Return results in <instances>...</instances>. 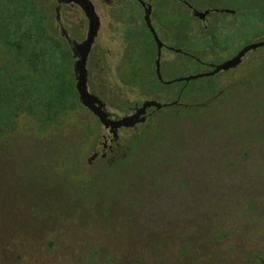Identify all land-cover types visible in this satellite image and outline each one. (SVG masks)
I'll list each match as a JSON object with an SVG mask.
<instances>
[{"label":"rangeland","instance_id":"obj_1","mask_svg":"<svg viewBox=\"0 0 264 264\" xmlns=\"http://www.w3.org/2000/svg\"><path fill=\"white\" fill-rule=\"evenodd\" d=\"M90 1L101 20L87 61L90 92L114 120L145 101L167 106L154 111L147 123L121 128L117 139L100 125L85 145L83 175L77 169L57 170L38 187L34 165H27L30 177L24 182L22 162L0 156V264H263L264 77L257 68L264 47L214 78L167 87L157 83L158 91L129 87L123 80L131 44L123 24L143 31V8L135 0ZM165 1L150 0L158 4L152 24L161 40L172 34H163V27L175 19L165 11ZM206 1L188 4L200 12L232 10L230 0ZM40 4L54 15L59 6L56 27L72 45L86 39L88 20L80 7L58 0ZM118 9L124 23L116 17ZM183 17H189L186 10ZM251 23L226 12L211 14L204 23L190 20V34L217 28L216 43L201 53L203 64L163 51V80L205 73L241 46L264 42V35L250 33ZM177 35L170 45L188 49L185 31ZM147 41L149 48L143 45ZM151 47L144 36L130 56L145 74L155 67L157 53ZM213 83L211 95L205 90ZM252 93L260 108L251 116ZM177 100L184 117L172 116L169 106ZM245 148L251 149L249 158Z\"/></svg>","mask_w":264,"mask_h":264},{"label":"trees","instance_id":"obj_2","mask_svg":"<svg viewBox=\"0 0 264 264\" xmlns=\"http://www.w3.org/2000/svg\"><path fill=\"white\" fill-rule=\"evenodd\" d=\"M219 1L222 3L223 0ZM60 2L58 0L61 5ZM230 2L234 14H240L252 22L248 26L250 33L263 36L264 0ZM58 7L54 15L55 11L44 7L40 0H0V149L6 152H1L0 156L22 162L19 175L23 176L21 180L24 182L30 177L28 164L34 165L36 173H33V182L38 187L44 184V178L54 176L57 170L63 174V171L73 173L77 169L80 174H85L82 162L85 145L101 125L98 118L80 103L75 87L74 45L56 27ZM116 13V17L124 23L122 9ZM123 25L130 42V26L126 23ZM143 45L149 48L150 43L147 41ZM126 57L125 85H143L156 91L161 90L157 83L169 86L156 77L155 67L147 72L145 78L140 77L135 66L130 67V48ZM258 64L257 74L264 77V55ZM215 88L213 83L205 91L212 95ZM255 97V93H252L249 99L252 102L249 105L252 109L248 110L251 116L260 108L259 103L255 104ZM177 106H169L172 116L184 117ZM210 107L200 110L205 111ZM154 111L157 109L148 110L149 120ZM164 145L159 144L161 148ZM250 152V148H245L243 155L249 158ZM73 175L75 178L78 176ZM75 178L72 180L76 181ZM36 192H41V189L37 188Z\"/></svg>","mask_w":264,"mask_h":264},{"label":"water","instance_id":"obj_3","mask_svg":"<svg viewBox=\"0 0 264 264\" xmlns=\"http://www.w3.org/2000/svg\"><path fill=\"white\" fill-rule=\"evenodd\" d=\"M66 4L76 5L80 7V9L85 14V17L88 20V31L86 39L82 43H76L74 45L75 55L77 56V60L74 65V69L76 72V90L79 95L80 103L83 107L88 109L96 118H98L100 124L113 135L114 139L118 137V131L121 128H133L138 124L144 123L146 121L147 111L151 108H155L157 110L166 107L167 105H162L154 101H145L141 106H138L133 114L124 116L120 119H112L106 112L105 105L102 100H100L97 96L92 94L89 90L88 86V71H87V61L89 54L92 50L93 44L95 42L96 37L98 36V32L101 26V20L98 16L93 3L90 0H63ZM141 2V5L144 8V20L147 24L148 28L153 33L156 44L158 46V56L156 60V74L160 81L163 82V78L160 72V60H161V48L162 43L160 42L152 24H151V13L152 7L146 6V4L142 0H138ZM226 13H234L233 11L226 9L224 10ZM207 13L199 14L201 18H204ZM264 47V42H258L255 44H250L248 46H244L239 53L233 57L232 59L218 65L214 71L204 74L193 75L187 78L179 79L176 82H190L204 77H213L216 74L227 71L230 69H234L238 67L243 58L251 51L257 50L259 48ZM172 82H168L167 84H171ZM175 104V103H173ZM171 104V105H173ZM94 158V156H93ZM92 158V159H93Z\"/></svg>","mask_w":264,"mask_h":264},{"label":"flooded vegetation","instance_id":"obj_4","mask_svg":"<svg viewBox=\"0 0 264 264\" xmlns=\"http://www.w3.org/2000/svg\"><path fill=\"white\" fill-rule=\"evenodd\" d=\"M60 1H61L60 2L61 5L62 4L63 5L66 4L63 0H60ZM135 1L139 5H141L140 1H138V0H135ZM142 1L146 4V6H151L152 7V13H151V17H150L151 24H152L153 23L152 18H153L154 8L158 4L156 3L154 5L155 2L152 4V3H150V0H147L146 2L144 0H142ZM163 3L166 4V6H168V9H165L167 14H172V13L175 14V19L169 21V26L167 24H165V26L163 27V34L166 33V32H169V33L172 32V34H170V36H167V35L165 36V34H164V39L165 40H161L160 39L159 35L157 34V32H156V30H155V28H154V26L152 24V26H153V28H154V30H155L160 42L162 43L161 61L164 60L162 54H163V51L166 50L167 52L172 53V55L173 54H177V55L180 54L181 56L185 57L186 59H188L191 62H195V63H198V64H203L205 58H203L201 56V53L203 54L204 52H209L210 49L213 48V44H214L215 38H216L217 28H214L213 26H211V27L206 26V27H204L203 30H200V31H198V32H196L194 34L193 33L190 34L191 28L189 26V21L190 20H196L199 23H204L211 14H215V13L221 14V13H224L225 11L223 9H213V10H205L204 12H200L193 5L192 6L189 5L188 4L189 2H187L186 0H167V1L163 2ZM172 3H174L175 7L173 6ZM183 6H185V9L182 8ZM142 8H143V6H142ZM184 10H186L188 12V16H189L188 18H184L183 17ZM143 12H144V8H143ZM202 13H207L204 18H201V16L199 15V14H202ZM231 14L234 15V13H231ZM144 16H143V20H144ZM219 19H221V18H219ZM144 23H145V20H144ZM142 26H143V31L141 30L140 26L136 27V26H131L130 25V44H131V46H130V50H131L130 51V56L132 55L134 44L135 43H140V41H142V39H144V36H145V38L147 37V39H149V41L152 42V47L151 48L155 49V52L157 53L156 57L154 59V61H155V70L154 71H155V75L157 77V74H156V60H157V56H158V46L156 44L155 38L153 36V33L148 28L147 24L145 23V25H142ZM179 30H184L185 33H186V42L189 44V46H186V48H188L186 50L175 49V48H173L170 45L171 40L177 38V36H178L177 32ZM174 31H175V35L173 34ZM63 33L65 34L66 38H68V35L65 32H63ZM243 47H240L239 49H237L236 53L233 56H231L230 58H228L226 61H228V60L232 59L233 57H235ZM173 59H175V57ZM226 61H224V62H226ZM165 63L166 64H172L174 62H165ZM134 64L135 63L131 62V57H130V67L134 66ZM216 67L217 66L210 67L209 70L207 72H205V73H209V72L214 71ZM134 68L139 72L138 74L140 75V77H142V78L146 77L147 73L146 74L143 73L142 69L137 64H135ZM237 68L238 67H236L234 69L227 70V71H222L220 73L228 72V71H231V70H235ZM130 72L132 73V70H130ZM220 73H218V74H220ZM202 74H204V73H202ZM218 74H216L215 76H217ZM215 76H213V78ZM162 83L167 84L168 82H165L163 80ZM167 85H169V84H167ZM179 99L180 98H178V100ZM178 100L173 102V103L178 105V103H177ZM134 111H132L131 114H133ZM149 116H150V114L147 111L146 121L144 123H147L149 121V118H150ZM104 148L107 149V150L112 151V147H108L106 144L104 145ZM95 157H96V155H94V158Z\"/></svg>","mask_w":264,"mask_h":264}]
</instances>
